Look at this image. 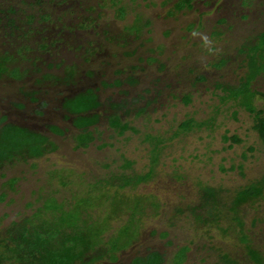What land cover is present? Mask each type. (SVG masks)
<instances>
[{
	"label": "rangeland",
	"instance_id": "1",
	"mask_svg": "<svg viewBox=\"0 0 264 264\" xmlns=\"http://www.w3.org/2000/svg\"><path fill=\"white\" fill-rule=\"evenodd\" d=\"M45 1L39 12L58 9L52 0ZM178 2L80 0L72 19L79 28L72 35L82 48L73 50L59 41L54 55L38 51L20 60L15 42L0 26V53L26 71L7 82L0 78V111L8 122L47 138L44 155L0 166V253L7 254L5 245L11 244L18 224L35 229L47 221L56 228L59 212L43 208L44 199L54 196L68 211L76 204L85 208L91 216H84L94 220L92 234L104 232L98 253L87 252L88 264H146L153 253L161 256V264H178L185 247L181 264H264V194L231 211L237 191L264 177V145L253 131L255 114L223 101L226 92L220 89L239 87L254 72L258 75L248 87L258 92L255 107L264 110V71L249 69V53L239 52L250 42L248 49L264 65V45L257 44L264 32V0H192V8L182 10H177ZM123 7L127 13L121 18ZM139 19L142 30L136 34ZM55 22L46 24L54 30ZM40 41L32 35L25 44L34 47ZM223 59L227 62L217 67ZM130 77L139 82L132 84ZM20 89L36 94L25 97ZM89 91L100 106L91 113L98 115L89 126L94 139L84 148L76 139L83 129L65 106ZM188 93L192 102L186 104ZM18 103L24 106L13 107ZM115 113L138 131L114 129L110 117ZM189 118H214V126L181 133V123ZM226 134L238 135L242 142L230 147ZM148 135L160 142L156 165H151L156 142ZM153 168L149 179L119 188L123 176H146ZM207 187L224 192L217 203L221 213L214 219L200 210ZM68 218L75 223L79 216ZM94 256L98 260L89 263ZM4 264L19 263L12 259Z\"/></svg>",
	"mask_w": 264,
	"mask_h": 264
},
{
	"label": "trees",
	"instance_id": "2",
	"mask_svg": "<svg viewBox=\"0 0 264 264\" xmlns=\"http://www.w3.org/2000/svg\"><path fill=\"white\" fill-rule=\"evenodd\" d=\"M80 0H52L53 3H56L57 10L50 13L39 12V6H42L46 3L45 0H0V26L2 30H4V35L6 38L11 37L12 42H15V47L18 49L19 60L24 58L26 55L29 58V55L34 52L38 53V51L46 52L49 55H54L55 45L61 41L67 48L70 49H81L82 47L79 45L78 38L72 35L74 29H78L79 27L76 25L72 19L75 17L77 12L76 7H80V4L77 5ZM120 2V1H118ZM82 6V4H81ZM192 0H180L176 4L177 10H182L186 8H192ZM37 10V11H36ZM119 12H121V18L126 16L125 8H120ZM56 18V19H53ZM5 22H4V21ZM52 20L53 22H58V26L51 30L50 27L46 24L48 21ZM138 20L140 31L136 32V34H140L142 30V21ZM55 22V23H56ZM80 28L84 29L85 26L80 24ZM57 29V30H56ZM126 30L130 32L134 31L132 27H125ZM191 29V28H190ZM68 31V32H67ZM40 37V42H33L34 47L31 46L32 43L28 46L25 44V41L30 38V36ZM71 35V39L67 40L68 36ZM5 38V39H6ZM14 39V40H13ZM257 44L264 45V32L258 36ZM256 44V45H257ZM249 46H253L249 42V45H245L242 49H239V52H248L249 60V69L250 67H256L258 70L261 69V72L264 71V65L260 66L257 63V59L259 58L254 55L249 49ZM264 48V47H262ZM252 49V48H250ZM1 51V48H0ZM51 57V56H50ZM258 57V58H257ZM12 58L7 53H0V78H20L22 73L26 71H22L20 67L14 65ZM52 58V57H51ZM264 61V56L262 57ZM155 60L156 59H150ZM39 61V60H35ZM66 60H62V63H65ZM57 62V61H56ZM226 60L220 61L217 67L222 66L226 63ZM29 64L33 67L35 66L34 61H29ZM12 65H14L12 67ZM55 65L58 66V63ZM53 66V65H51ZM260 66V67H258ZM9 68V69H8ZM132 69H137L138 67L133 66ZM164 68V65L162 66ZM31 69V67H30ZM28 69V70H30ZM254 71V70H253ZM258 74H256L257 76ZM49 76L45 74L44 78H49ZM254 76V72L249 73L250 78L247 77L246 81L243 82L239 87L233 86H220L226 95L222 97V100H230L234 101L237 106L240 108H245L247 111L255 114V120L253 125V131H255L258 135L259 140L264 145V110L257 109L253 103L258 92L250 91L249 84L250 81L256 77ZM53 77V76H52ZM69 78L70 76H66ZM59 78L58 76H54V79ZM198 80H205V77L200 76ZM130 81L132 84H137L139 82L138 79L134 77H130ZM249 90V91H248ZM21 93L27 97L28 95L36 94L35 92L28 93L25 92L24 89H20ZM246 95L248 97H246ZM35 100V99H34ZM39 100V99H38ZM183 101L186 104L192 102V94H184ZM44 105V102H43ZM24 105L21 103L14 104L13 107L19 108ZM100 106V102L98 101V96L94 93V91H89L87 94L79 95L73 99H68L66 101V110L75 115V122L77 125L82 127L83 132L80 138H77L79 147H87L90 142L94 139L92 135V131L89 130V126L93 125L95 120L98 118V115H93L92 112ZM6 112L0 111V166L2 164L12 163L13 160H20L32 157H40L44 155L45 148L44 142L46 141V136L37 132L31 128L24 127L19 125L18 123L8 122V116L3 115ZM237 113L235 112L234 117L236 118ZM214 118L206 119L203 121H197L195 118H189L183 121L180 125L181 133L192 132L197 129L201 130L204 126L208 128H212L214 126ZM111 126L118 130L120 133L124 134L127 131L136 132L138 131L134 127L130 125V122L124 121L121 115L115 113L110 117ZM56 128V126H52L51 129ZM42 136V137H41ZM41 138V139H40ZM156 137H152L150 135L147 136L148 140H153L156 142V146L153 149L154 156L151 160V165H156L159 162L160 155L158 151V146L160 142H157ZM223 139L225 142H230V147H233L235 144L241 143L242 139L238 135L228 136L224 135ZM251 150H254L253 148ZM24 156V157H23ZM155 169L153 168L149 174L146 176H135L132 177H124V182L119 185V188H125L127 186H135L143 179H149L151 175L154 174ZM15 180L11 181L14 184ZM62 184H65L63 181ZM96 190V188H95ZM223 190L220 188L207 187L203 191V201L204 204L200 208V210H204L206 216H210L214 219V216L217 215L218 201L223 200L221 198L223 194ZM264 194V177L262 180L258 181V183L254 182L243 189L237 191L235 194V198L232 200L233 206L231 207V211L237 212L236 209L242 204H245L249 201H253L255 199L260 198ZM100 198V197H99ZM50 199H55L54 196L44 199L45 205L44 209H52L54 212H59L60 216L57 220L58 223L56 228L54 223L48 227L47 221L43 222L42 225L38 226L35 229H31L24 225H17L14 229L15 236L12 234L9 238L11 244L5 245L7 251L3 254L0 253V264H4L5 260H16L19 264H60L65 262V260L69 259L67 264H77L79 263L88 264L87 261H84L87 252H94L96 247L104 244V232L101 231L99 236L95 235V233H91V229L89 224L94 220L92 218H88L84 216L86 214V209L82 208L79 204L69 211L65 209L64 205L59 203L55 199V203L50 205ZM87 202L90 203L89 199H86ZM78 202V201H77ZM119 204V203H118ZM118 204L113 203V205L118 206ZM60 205L61 209H58ZM141 205V203L139 204ZM114 206V207H115ZM237 206V207H236ZM36 215H39L42 208L38 209ZM203 213V212H202ZM73 215V217H78L79 219L74 223L73 221H69L68 215ZM88 216H91L88 212ZM206 216L199 215L198 218L205 219ZM238 223L241 225V219L238 218ZM16 224V223H15ZM70 230L67 232L66 229ZM66 231V232H65ZM106 231V229H104ZM118 247H115L113 250H116ZM111 250V251H113ZM188 247L181 249L179 254L178 264L186 260V252ZM112 260H115V255H110ZM98 256H94L90 259L89 263H92L95 260H98ZM256 258V256H255ZM152 259V260H151ZM139 261H144L141 258ZM258 260V258L256 259ZM76 261V263H75ZM162 259L158 253H153L151 258L148 257L146 259V264H161ZM145 264V263H144Z\"/></svg>",
	"mask_w": 264,
	"mask_h": 264
}]
</instances>
